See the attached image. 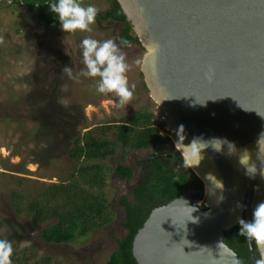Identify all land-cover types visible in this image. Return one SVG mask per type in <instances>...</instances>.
I'll list each match as a JSON object with an SVG mask.
<instances>
[{"label": "water", "instance_id": "water-1", "mask_svg": "<svg viewBox=\"0 0 264 264\" xmlns=\"http://www.w3.org/2000/svg\"><path fill=\"white\" fill-rule=\"evenodd\" d=\"M116 1L207 208L190 188L155 209L133 240L137 264H241L225 233L245 217L264 258V0Z\"/></svg>", "mask_w": 264, "mask_h": 264}, {"label": "rangeland", "instance_id": "rangeland-1", "mask_svg": "<svg viewBox=\"0 0 264 264\" xmlns=\"http://www.w3.org/2000/svg\"><path fill=\"white\" fill-rule=\"evenodd\" d=\"M63 1L70 13L84 16L68 28L46 27L22 6L0 8V264L108 263L117 241L128 235L122 198L135 204L115 169L137 171L134 153L103 163L109 171L105 194L116 214L105 229L69 244H47L42 233L49 225L39 223L27 206L69 179L75 137L88 131L102 135L99 128L128 123L147 111L155 120L163 113L144 83V49L120 41V22L95 18L111 11L109 0ZM161 129L171 138L168 127ZM199 202L205 204V197Z\"/></svg>", "mask_w": 264, "mask_h": 264}, {"label": "trees", "instance_id": "trees-1", "mask_svg": "<svg viewBox=\"0 0 264 264\" xmlns=\"http://www.w3.org/2000/svg\"><path fill=\"white\" fill-rule=\"evenodd\" d=\"M4 1V3H3ZM7 0H0V8L6 5ZM19 1L15 0L13 7ZM27 10L36 14V18L46 27L68 28L74 25L75 19L81 20L84 16L75 11L70 13L63 0H25ZM111 11L105 17L96 15L99 20L120 22L123 31L120 41L124 45H140L139 39L116 0H109ZM154 114L150 112L134 116L130 122L115 126L99 128L102 135H95L88 131L84 137L77 136L69 152V158L75 164L73 173L65 182L49 187L46 194L35 203L28 204L29 214L39 223L49 226L43 231L42 239L47 244L64 245L74 242L77 238H84L89 232L105 229L111 226L116 214L109 207L105 194L109 171L104 162L120 155L124 159L135 152L149 151L157 145L172 142L160 130L153 126ZM112 132L115 139L107 134ZM105 136V137H104ZM177 156L184 162L179 152ZM150 173L143 186L139 187L140 194L136 196L135 204L127 197H123L121 207H125L126 216L122 226L128 235L117 241L119 249L106 264H137L133 253V240L143 227L150 214L159 206L168 204L181 197L190 188L201 191L197 197L204 198V184L187 168L177 169L163 160H157L150 165ZM123 178L132 180L135 172L123 165L115 169ZM22 198L16 197L21 204ZM16 204V203H15ZM203 209L207 210L206 206ZM18 213H23L19 208ZM244 226H237L239 233L244 234ZM43 264H51L49 259Z\"/></svg>", "mask_w": 264, "mask_h": 264}, {"label": "flooded vegetation", "instance_id": "flooded-vegetation-1", "mask_svg": "<svg viewBox=\"0 0 264 264\" xmlns=\"http://www.w3.org/2000/svg\"><path fill=\"white\" fill-rule=\"evenodd\" d=\"M166 137H169V136H166ZM173 145H174L173 141L168 142V143H162V144L157 145V147L149 150L147 157L144 159L152 158L153 160L145 164L141 162L142 160H144V159H141L140 157L142 152L134 153L132 157V161H133L135 169L137 170L135 171V175H138V178L135 179L136 176L134 175V178L130 180L127 178H123L122 176L119 175V177L122 178L123 184L126 183L127 185L126 186V189L128 190L127 194L132 196L134 200L136 199V196L140 194L139 187L144 185L146 178L150 173V170H149L150 165L153 162H156L157 160H163L174 168L187 170L188 167H187L186 162L185 161L183 162L177 156L178 150ZM252 223L253 221L251 219V224ZM241 225L244 226V228L242 229L244 231V234L239 233V230H237V227L225 233V237H226V240L228 241L229 247L232 250L234 249L241 256L242 258L241 264H264V258L259 249V245H258L259 240L257 238L256 231H255V228L253 227V224H252V239L255 242L254 250L251 247V240H250L249 229L247 225V217H245V220Z\"/></svg>", "mask_w": 264, "mask_h": 264}, {"label": "built area", "instance_id": "built-area-1", "mask_svg": "<svg viewBox=\"0 0 264 264\" xmlns=\"http://www.w3.org/2000/svg\"><path fill=\"white\" fill-rule=\"evenodd\" d=\"M14 1L15 0H7L6 3H8V5L13 6ZM17 1H19V3L17 4V7L22 6V7L26 8L25 0H17ZM156 117H157V119L155 120V118H154L153 121H152V124H153V126L155 128L157 127L160 130V133H161V131H162L161 126L162 127H165V126L168 127L167 125H168L169 119H168L167 115L164 112L160 116H156Z\"/></svg>", "mask_w": 264, "mask_h": 264}]
</instances>
